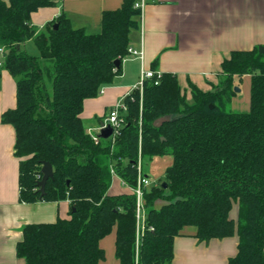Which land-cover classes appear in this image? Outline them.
<instances>
[{
    "label": "trees",
    "instance_id": "1",
    "mask_svg": "<svg viewBox=\"0 0 264 264\" xmlns=\"http://www.w3.org/2000/svg\"><path fill=\"white\" fill-rule=\"evenodd\" d=\"M136 1L103 12L99 32L87 34L63 14L41 30L31 26V14L56 0H0V69L15 79L16 99L0 122L15 134L19 201L67 200L70 207L67 220L24 225L16 256L23 264H98L104 258L99 241L115 229L119 264H170L174 238L193 227L199 242L237 238L228 264H264V53L232 51L212 91L190 85L187 93L169 73L145 81L141 95L132 90L121 100L124 125L112 143L94 144L83 127V101L120 75L130 33L138 28ZM245 75L249 111L232 113L234 78ZM166 115L169 122L153 126ZM139 152L142 161L169 156L172 163L164 172L166 189L159 182L144 190L136 258L135 197L107 192L110 167L135 187ZM42 162L51 165L53 178L41 196Z\"/></svg>",
    "mask_w": 264,
    "mask_h": 264
},
{
    "label": "crops",
    "instance_id": "2",
    "mask_svg": "<svg viewBox=\"0 0 264 264\" xmlns=\"http://www.w3.org/2000/svg\"><path fill=\"white\" fill-rule=\"evenodd\" d=\"M143 3L138 28L129 36V48L142 50V58L127 54L121 60V72L113 84L103 87L98 97L83 101L79 118L86 133L91 130L99 134L98 128L109 111L133 90L142 71H154V63V72L174 75L180 87L184 83L187 88L193 85L207 92L220 83L221 63L232 51L264 48V0H143ZM121 4L122 0H56L54 5L31 14V26L41 30L63 14L74 29L96 34L101 14L116 10ZM245 78L249 81L250 100L249 75L234 78L233 86L245 82ZM238 90L230 101L231 112L247 113L249 106L238 95L241 89ZM15 103V80L3 70L0 73V117L6 110L13 109ZM14 139L13 128L0 122V264H23L16 256L15 247L22 240L24 225L70 218L67 200L34 204L19 201V160L13 155ZM171 163V159L165 163L164 172ZM126 193H131L129 188L112 175L107 194ZM236 210L234 206L233 218ZM194 236L195 229L185 227L174 238L170 264H228V259L236 254V237L199 242ZM99 247L104 258L98 264H119L114 255L115 229L99 241Z\"/></svg>",
    "mask_w": 264,
    "mask_h": 264
},
{
    "label": "built area",
    "instance_id": "3",
    "mask_svg": "<svg viewBox=\"0 0 264 264\" xmlns=\"http://www.w3.org/2000/svg\"><path fill=\"white\" fill-rule=\"evenodd\" d=\"M143 0H138L134 3V8L138 9L141 13L143 9ZM128 55L134 56L136 58H142V50H133L131 48H128L127 50ZM2 56L3 51L0 48V67L2 65ZM161 74L154 71H142L139 81L136 84V86L133 88V90H137L139 94L142 93L143 84L145 81L152 79L153 77H156L158 80L160 78ZM154 82V85H157L158 81ZM125 111V107L122 105L121 101L116 104L108 113L106 119L102 122V126L98 128V132L100 129L105 128L106 126H109L111 128V135L107 138L111 141V143L114 141V138L118 135L120 129L124 125V120L119 117V111ZM87 134L91 138L94 144H98L100 141V138L97 134L91 133V130L87 131ZM140 152L138 153V159L136 162V169H137V180L135 187H128L122 180V184L127 186L130 190V192L135 197V222H136V233H135V251H136V258L138 255V246L141 234L144 230V220H145V208H144V200H143V194L144 190L151 187L155 184V182L150 181L149 178L143 176L142 170H141V164H140ZM110 174L111 176H116L113 169L110 167Z\"/></svg>",
    "mask_w": 264,
    "mask_h": 264
},
{
    "label": "rangeland",
    "instance_id": "4",
    "mask_svg": "<svg viewBox=\"0 0 264 264\" xmlns=\"http://www.w3.org/2000/svg\"><path fill=\"white\" fill-rule=\"evenodd\" d=\"M26 48L28 49V51L34 55H36V51L32 48V46H30L29 44L26 46ZM3 70L0 69V73ZM13 78V77H12ZM13 80H15L13 78ZM245 82H240V83H235V85L233 86L232 90H234V88L237 89H241V93H238V95L241 96L242 100L244 102H246L249 106V89H248V79L245 78L243 79ZM239 86V87H237ZM181 87L185 88V91L188 93L189 90L188 88L184 85V83H181ZM184 90V89H183ZM236 93V92H235ZM237 95V94H235ZM244 98V99H243ZM188 101L190 102V98H188ZM227 109H229V111H233V107L231 104L228 105ZM160 158V157H159ZM159 158H152V160L150 161H142V159H140V164H141V170H142V174L143 176H147L150 181L155 182V183H159V182H163L164 181V165L165 163H167L171 158L166 156V157H162V159ZM170 158V159H169ZM163 203L158 202L156 204V208H159Z\"/></svg>",
    "mask_w": 264,
    "mask_h": 264
},
{
    "label": "water",
    "instance_id": "5",
    "mask_svg": "<svg viewBox=\"0 0 264 264\" xmlns=\"http://www.w3.org/2000/svg\"><path fill=\"white\" fill-rule=\"evenodd\" d=\"M54 29H56V25H54ZM259 52L263 53L264 52V48H259ZM118 61H116L114 63V65L117 67L118 66ZM239 90L237 88H234L233 92H238ZM210 108H212L210 106ZM171 120V117L169 115L160 117L158 119H156L153 122V126L154 127H160L163 123L169 122ZM102 126V124H100V127ZM111 135V128L109 126H106L105 128H102L99 130V134L98 137L100 139H107L109 136ZM40 173H41V179L36 183L37 186V192L40 193V195L42 196L44 194V189H45V184L49 179L53 178V171H52V167L49 163L47 162H42L41 163V168H40ZM68 184V182H67ZM162 188L166 189V183L162 182Z\"/></svg>",
    "mask_w": 264,
    "mask_h": 264
}]
</instances>
